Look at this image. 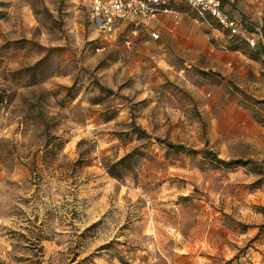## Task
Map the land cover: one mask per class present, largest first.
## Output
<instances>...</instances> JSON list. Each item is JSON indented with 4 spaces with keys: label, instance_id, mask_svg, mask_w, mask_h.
<instances>
[{
    "label": "rangeland",
    "instance_id": "obj_1",
    "mask_svg": "<svg viewBox=\"0 0 264 264\" xmlns=\"http://www.w3.org/2000/svg\"><path fill=\"white\" fill-rule=\"evenodd\" d=\"M219 1L262 55L183 3L102 34L88 0H0V264H264V0Z\"/></svg>",
    "mask_w": 264,
    "mask_h": 264
},
{
    "label": "built area",
    "instance_id": "obj_2",
    "mask_svg": "<svg viewBox=\"0 0 264 264\" xmlns=\"http://www.w3.org/2000/svg\"><path fill=\"white\" fill-rule=\"evenodd\" d=\"M88 2L92 21L102 34H110L125 23L137 28L165 17L171 18L176 25L179 17L175 5L183 3L195 10L199 16L213 18L222 30L232 37H239L252 50L257 49L256 39L242 31L238 21L228 16L219 0H88ZM131 33L136 35V30H132ZM149 36L154 41L159 39L155 32ZM123 44L128 49L131 47L132 43L128 36L124 38ZM168 230L174 229L169 227Z\"/></svg>",
    "mask_w": 264,
    "mask_h": 264
},
{
    "label": "trees",
    "instance_id": "obj_3",
    "mask_svg": "<svg viewBox=\"0 0 264 264\" xmlns=\"http://www.w3.org/2000/svg\"><path fill=\"white\" fill-rule=\"evenodd\" d=\"M3 3L0 2V8L3 7ZM5 16V12L3 10H0V19H3ZM254 54L258 55H262L260 50L255 51ZM40 62H38L36 65H34L33 67L29 68V70H34ZM98 86L99 89L104 90V88H102L98 82L96 84ZM72 87L67 88V92H71ZM73 97V96H72ZM132 125L135 127V130L133 131L134 135H137L138 139H144V138H148L147 134L142 131L139 127L135 126V122L132 123ZM158 143H161L162 145L166 146V150H167V154L171 155H188V154H196L197 152L195 151H188L187 148L184 145L181 144H173L169 141H165V142H161V140H159V138H157ZM133 153L130 152L128 154H126L125 156H123L121 159L119 160H113L110 162V164L108 165H104V169L106 171V173L111 177L114 178L116 180H120L122 179V172L127 170L129 165L134 161V160H130L133 157ZM204 158H208V159H212L213 161H215L219 166L226 168V169H233L237 166H247L250 165L252 162L251 161H246V162H241V161H225V160H221L217 157V155L213 154L210 151H205L203 153ZM80 161H76L75 164L79 165Z\"/></svg>",
    "mask_w": 264,
    "mask_h": 264
},
{
    "label": "crops",
    "instance_id": "obj_4",
    "mask_svg": "<svg viewBox=\"0 0 264 264\" xmlns=\"http://www.w3.org/2000/svg\"><path fill=\"white\" fill-rule=\"evenodd\" d=\"M230 1L232 2L233 0H230ZM258 1L260 2V0H258ZM259 4H261V3H259ZM241 12L248 15V14H250L251 9L249 8V6H247L246 9L244 11L241 10Z\"/></svg>",
    "mask_w": 264,
    "mask_h": 264
}]
</instances>
